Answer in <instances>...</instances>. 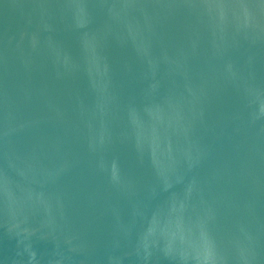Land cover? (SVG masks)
<instances>
[{
	"label": "water",
	"instance_id": "1",
	"mask_svg": "<svg viewBox=\"0 0 264 264\" xmlns=\"http://www.w3.org/2000/svg\"><path fill=\"white\" fill-rule=\"evenodd\" d=\"M0 264H264V0H0Z\"/></svg>",
	"mask_w": 264,
	"mask_h": 264
}]
</instances>
